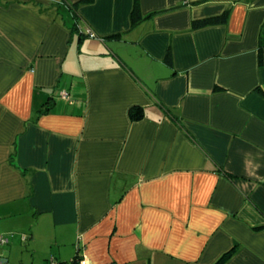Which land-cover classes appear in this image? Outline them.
<instances>
[{"label":"crops","instance_id":"1","mask_svg":"<svg viewBox=\"0 0 264 264\" xmlns=\"http://www.w3.org/2000/svg\"><path fill=\"white\" fill-rule=\"evenodd\" d=\"M81 1L0 0L8 260L264 264V0Z\"/></svg>","mask_w":264,"mask_h":264},{"label":"trees","instance_id":"2","mask_svg":"<svg viewBox=\"0 0 264 264\" xmlns=\"http://www.w3.org/2000/svg\"><path fill=\"white\" fill-rule=\"evenodd\" d=\"M84 1H89V0H82L81 2H84ZM78 4H79L78 2L74 3L72 5V7L76 10V7ZM75 14H76V19H79L77 11ZM228 17H229V11H226L222 15H219V16H213V17H207V18H203V19L194 20L192 23V28L193 29H199V28H203L206 26H210V25L224 24L227 22ZM143 19L144 18L142 17L141 11L139 8V3H138V1H136L135 5H134L133 12H132V26H136ZM263 49H264V37L261 36L260 43H259L260 56L262 55ZM167 62L170 65L173 64L171 52L168 53ZM44 110L47 111V109H44ZM130 115H131L133 120H140L142 117H144V111H143L142 107L133 106L130 109Z\"/></svg>","mask_w":264,"mask_h":264},{"label":"built area","instance_id":"3","mask_svg":"<svg viewBox=\"0 0 264 264\" xmlns=\"http://www.w3.org/2000/svg\"><path fill=\"white\" fill-rule=\"evenodd\" d=\"M88 32L92 36L94 35L91 29H88ZM60 96H62L64 99H67L68 101H72L71 95L67 90H62L60 92ZM23 238L25 239L26 237L24 236ZM8 242H9L8 236L0 232V249L4 245H6ZM0 264H33V263H14L9 260H4L2 258V254L0 253ZM43 264H90V263L88 261V258L85 255L77 253L76 256L71 258L70 260H59L56 257L51 256Z\"/></svg>","mask_w":264,"mask_h":264},{"label":"rangeland","instance_id":"4","mask_svg":"<svg viewBox=\"0 0 264 264\" xmlns=\"http://www.w3.org/2000/svg\"><path fill=\"white\" fill-rule=\"evenodd\" d=\"M4 247V246H3ZM3 247H1V249H0V253L2 254V258L4 259V260H8V257H6V251H4V248ZM5 249H8V248H6L5 247ZM4 253V254H3ZM14 263H19V262H14ZM20 263H22V262H20ZM34 264H40V263H34Z\"/></svg>","mask_w":264,"mask_h":264}]
</instances>
